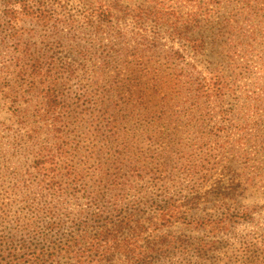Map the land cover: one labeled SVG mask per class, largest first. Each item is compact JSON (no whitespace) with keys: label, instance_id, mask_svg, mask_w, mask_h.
Instances as JSON below:
<instances>
[{"label":"rangeland","instance_id":"rangeland-1","mask_svg":"<svg viewBox=\"0 0 264 264\" xmlns=\"http://www.w3.org/2000/svg\"><path fill=\"white\" fill-rule=\"evenodd\" d=\"M52 1L58 18L49 25L22 14L13 34L0 20V238L41 249V235L57 243L99 213V221L132 217L160 235L170 250L154 264H264V0H109L129 9L119 38L86 26L77 1ZM155 4L181 17L200 7L197 55L180 50L170 24L155 31L142 20L136 31L132 11ZM100 59L109 61L105 72L93 69ZM33 63L41 64L37 77ZM67 63L72 72L62 70ZM117 68L143 89L158 79L148 109L140 101L105 109ZM181 70L223 83L222 93L196 102L187 87H165ZM52 97L61 103L55 116L47 115ZM54 146L61 154L34 169L41 149ZM114 153L139 168L124 191L99 183L98 165ZM96 194L105 202L92 206Z\"/></svg>","mask_w":264,"mask_h":264},{"label":"trees","instance_id":"trees-1","mask_svg":"<svg viewBox=\"0 0 264 264\" xmlns=\"http://www.w3.org/2000/svg\"><path fill=\"white\" fill-rule=\"evenodd\" d=\"M59 1L64 3L65 8L77 1L82 10L81 20L86 26L93 28L94 32L99 36L105 35L112 38H119L127 33L126 30L123 31L120 29L119 22H124L125 17L129 16L128 7L123 8L119 6L118 3L109 0ZM52 2V0H0V14L2 15L0 20L3 23L4 30L15 34L16 32L11 22L16 21L22 14L30 17V19L34 18L38 22L42 21L44 25L53 23L58 17L51 16L48 11ZM32 5L36 6L31 7ZM34 8L37 9L34 11ZM174 11L175 10H172L171 7L159 4H155L153 7H149L144 11H132L134 15L136 14L134 16V19H137L134 21L135 28L137 27L136 31L142 30V28L139 27L142 20H146V22L151 20L155 31L161 25L170 24L168 27V36H170L172 40L179 42L180 50L184 53L197 55L198 50H202V45L204 43L202 34L199 32L197 33L200 24L197 19V13H199L200 7H197L196 10L190 14H185L184 17L177 15ZM196 33L198 34L197 36H195ZM154 35L156 36L155 40H158L156 32H154ZM113 53L117 55V57L121 55L117 54L116 51ZM26 54V51L22 52V55ZM173 55L177 58L176 60L181 59L180 53L174 52ZM82 56L85 57L86 55L83 54ZM108 64V60L100 59L95 62L93 69L105 72L101 70V67H107ZM39 65L38 63L29 65L32 77L39 76V72L42 73ZM26 66H28V64H26ZM70 66L71 64L69 63L64 64L62 65V70L67 69L72 72ZM122 68L115 69L117 71H114V75L110 77L113 82L109 95L112 101L105 109L114 106V110H119L122 106L125 107V105L135 108L136 102L138 103L139 101L140 105L144 104L145 108L148 109L147 103H145V96L149 87L155 88L154 94H159L161 92L156 85L158 79L155 77L150 78L145 82L146 89H143L141 83L135 85L131 79L125 77L122 73ZM191 70L187 72L181 70L179 74L175 75L172 81L165 78L166 82L163 83L164 86L166 87L168 84L174 83L176 87L180 88L178 93H181L184 88L187 87L186 93L191 97V100L196 102L202 99L209 100L214 98V96L219 97L222 93L223 83H215L211 86L204 80H193L192 77L194 73H192ZM107 76L108 75L104 73L102 81H104ZM52 98L56 104L48 103L47 115L49 113L55 116L57 113L55 109L61 106V103L56 102L57 97ZM102 106L105 105L102 104ZM104 112H106V110H104ZM151 112L152 111L149 113ZM214 129L218 131L222 129V127L220 126L217 128V125H215ZM61 152L62 148L59 146H54L51 149L43 147L38 154L43 161L38 163V166H35L34 169L43 168L44 164L51 163ZM121 154H108L106 159H103V161L99 163L97 170L99 173V183L106 184V187L113 190L114 187L117 186V190L124 191L123 188H126L127 181L130 179V174L138 172L139 168H135L133 165H129L128 167L125 163V159H122ZM116 155L119 156L116 157ZM82 190L83 193L86 194V188L83 187ZM114 192L102 196H110ZM104 197H100L96 194L94 199H87H89V204L93 206L96 203L98 205L104 203ZM100 198L102 199L99 200ZM166 211V216L171 217L174 214V216H176L174 220L178 219V215L174 210L166 209ZM101 217L102 214L94 213L89 217L91 220H88V222L84 224H80L76 230L71 231L72 233L62 235V241H58L57 243L51 241L52 238L50 235H41V243H43L41 249L37 247L34 249L29 247L22 248L19 246L20 242L17 243L15 241V235L10 237L3 235L2 238H0V264H102L118 259H124L126 264H154L158 262L159 258H163L165 254H169L170 248L164 247V241H162L160 235L147 234V232L144 231L145 222L141 223L140 221H134L132 217L126 216L116 220L99 221ZM171 219L167 220H169L168 222L172 226ZM92 221H95L97 225L96 227L90 228L88 223ZM81 226L82 230H79ZM23 243L25 244L27 242L23 241ZM168 243H173V241ZM18 247L23 249L22 253L18 251Z\"/></svg>","mask_w":264,"mask_h":264}]
</instances>
